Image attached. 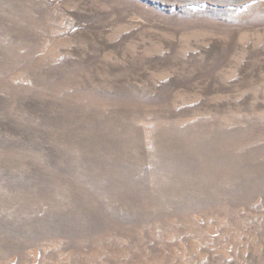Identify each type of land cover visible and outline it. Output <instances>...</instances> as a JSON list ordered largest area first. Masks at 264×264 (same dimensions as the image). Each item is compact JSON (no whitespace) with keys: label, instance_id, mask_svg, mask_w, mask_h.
Returning a JSON list of instances; mask_svg holds the SVG:
<instances>
[{"label":"rangeland","instance_id":"rangeland-1","mask_svg":"<svg viewBox=\"0 0 264 264\" xmlns=\"http://www.w3.org/2000/svg\"><path fill=\"white\" fill-rule=\"evenodd\" d=\"M0 264H264V0H0Z\"/></svg>","mask_w":264,"mask_h":264},{"label":"bare ground","instance_id":"bare-ground-1","mask_svg":"<svg viewBox=\"0 0 264 264\" xmlns=\"http://www.w3.org/2000/svg\"><path fill=\"white\" fill-rule=\"evenodd\" d=\"M87 201V200H86Z\"/></svg>","mask_w":264,"mask_h":264}]
</instances>
